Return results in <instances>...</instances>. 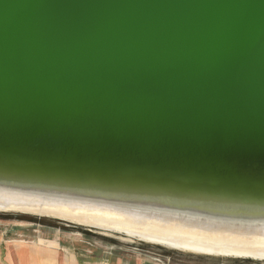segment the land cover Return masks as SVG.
I'll use <instances>...</instances> for the list:
<instances>
[{
  "label": "water",
  "instance_id": "obj_1",
  "mask_svg": "<svg viewBox=\"0 0 264 264\" xmlns=\"http://www.w3.org/2000/svg\"><path fill=\"white\" fill-rule=\"evenodd\" d=\"M72 241L264 264V0H0V242Z\"/></svg>",
  "mask_w": 264,
  "mask_h": 264
},
{
  "label": "crops",
  "instance_id": "obj_2",
  "mask_svg": "<svg viewBox=\"0 0 264 264\" xmlns=\"http://www.w3.org/2000/svg\"><path fill=\"white\" fill-rule=\"evenodd\" d=\"M4 246L0 264H160L111 249L93 250L92 244L83 241L56 244L9 242Z\"/></svg>",
  "mask_w": 264,
  "mask_h": 264
},
{
  "label": "rangeland",
  "instance_id": "obj_3",
  "mask_svg": "<svg viewBox=\"0 0 264 264\" xmlns=\"http://www.w3.org/2000/svg\"><path fill=\"white\" fill-rule=\"evenodd\" d=\"M5 243H8V242H0V253H1V250L3 251V248L5 247L4 246V244ZM89 243V242H88ZM90 244H92V246H91V248L93 249V250H96V249H99V250H101V249H107V250H109V248H106V247H101V246H98V245H95V244H93V243H90ZM89 245V244H88Z\"/></svg>",
  "mask_w": 264,
  "mask_h": 264
},
{
  "label": "trees",
  "instance_id": "obj_4",
  "mask_svg": "<svg viewBox=\"0 0 264 264\" xmlns=\"http://www.w3.org/2000/svg\"><path fill=\"white\" fill-rule=\"evenodd\" d=\"M17 216H20V217H22V218H24L25 216L26 217H31V216H28V215H17ZM36 218V217H35ZM40 219V218H39Z\"/></svg>",
  "mask_w": 264,
  "mask_h": 264
}]
</instances>
